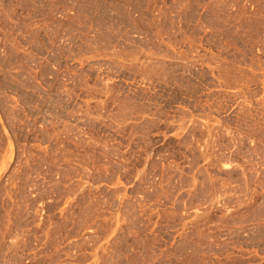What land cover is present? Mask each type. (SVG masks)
Segmentation results:
<instances>
[{"label": "rangeland", "instance_id": "374dc122", "mask_svg": "<svg viewBox=\"0 0 264 264\" xmlns=\"http://www.w3.org/2000/svg\"><path fill=\"white\" fill-rule=\"evenodd\" d=\"M0 264H264V0H0Z\"/></svg>", "mask_w": 264, "mask_h": 264}]
</instances>
